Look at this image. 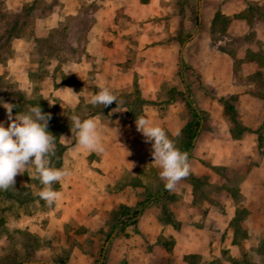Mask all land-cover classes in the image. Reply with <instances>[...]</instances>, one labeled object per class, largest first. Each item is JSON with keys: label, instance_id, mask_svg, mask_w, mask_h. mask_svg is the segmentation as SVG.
<instances>
[{"label": "rangeland", "instance_id": "1", "mask_svg": "<svg viewBox=\"0 0 264 264\" xmlns=\"http://www.w3.org/2000/svg\"><path fill=\"white\" fill-rule=\"evenodd\" d=\"M71 1L77 0H0V100L11 103L10 92H22L30 98L37 87L42 96L40 104L51 114V120L66 128L62 132L61 127L48 123V130L58 134L65 151L77 146L64 151L61 167L71 175L57 183L61 195L53 205L42 206L33 199L39 187L30 178L31 169L15 177L14 188L6 190L8 193L0 190V264H60L61 260L65 264H232L228 261L230 251L237 261L258 264L256 250L264 242V130L262 147L252 132L234 137L221 100L234 106L237 121L244 127L260 128L264 105L253 93L264 92V70L251 67L253 74L262 72L259 81L247 74L251 68L244 64L250 58L248 52L264 55V25L257 14L250 23L235 15L249 6L263 7L264 0H199L200 10L198 0H170L162 18L171 22L168 26L172 27L178 48L182 46L185 67L179 66L177 54L172 62L152 64L154 72L161 68L166 74L159 84L162 90L149 97L143 96L144 84L139 82V75H133L129 104L134 106L132 102L137 98L143 100L134 108L142 110L143 116L171 137H176L187 121L181 117L185 111L181 94L185 90L179 73L189 85L194 106L203 114L202 129L189 153L190 173L173 190L166 189L159 178L160 169L152 164L151 143L145 142L134 125L136 120L130 117L131 155L122 150L109 155L110 149L102 155L84 154L78 145L69 118L76 114L84 119L103 106L93 107L85 96L70 104L52 90L64 89L57 83L60 63L83 52L79 37L91 24L87 15L93 3L83 1L76 8ZM68 8L73 12L75 8L76 13H67ZM218 12L230 21L225 37L214 32L212 38L210 23ZM198 14L200 22L196 25ZM193 41L197 48L190 53ZM217 45H222L224 51ZM208 46L218 55L209 54ZM56 58L60 63L55 73L49 74ZM133 64L129 60L130 68ZM231 86H240L246 95L260 102V110L254 107L256 121L251 127L243 124L244 107L250 104L248 97L238 101L244 93ZM90 87L92 90L93 85ZM126 94L119 93L117 98ZM0 122L8 126L2 106ZM179 123V132L171 134L169 128H177ZM148 196L154 197L140 208ZM120 206L131 212L140 210L136 222L122 219ZM243 209L246 214L237 227L247 238H242V232L237 234L238 244L234 245L232 230L236 226L231 228L229 222L236 210ZM208 247V252L202 253Z\"/></svg>", "mask_w": 264, "mask_h": 264}, {"label": "crops", "instance_id": "2", "mask_svg": "<svg viewBox=\"0 0 264 264\" xmlns=\"http://www.w3.org/2000/svg\"><path fill=\"white\" fill-rule=\"evenodd\" d=\"M83 1L93 3V9L87 15L91 18V24L83 30V34L78 41L82 44L83 52L75 55L76 58L71 59L67 63H60L59 59L56 58L55 63L52 64L51 69L48 71L49 74L55 73L54 71L60 63L59 70L61 72L58 73V86L64 89L70 88L77 94L73 95L68 90L61 91L58 88L52 90L70 104L78 103L81 96H85V99L89 98L91 94L98 91V85L100 84L108 86L116 95L123 92L129 95L133 75L137 73L139 82L144 84L143 96H153L161 91L159 84H161L166 72L161 68L156 69V72H154L151 65L156 62L160 64L172 62L176 54L178 55V61L181 57L182 47L178 48L177 39L172 38L174 33L172 27L168 26L171 22L167 23L166 19L162 18L166 15L167 9H169L166 7L169 6L170 0H144V2L141 0H77L71 1V4L77 8L81 6ZM73 9L75 12H73L72 8H68L67 13L71 15L76 13V9ZM82 12L83 10L79 13L81 14ZM196 48L197 44L193 41L189 48L190 53L194 52ZM208 50L209 54L215 56L219 53L211 52L209 46ZM129 60H133L134 63L131 68L129 67ZM245 65L249 69L258 67L254 62L247 60ZM250 71L247 73L248 75L254 73L252 68ZM61 73L72 77V82L64 84L61 79ZM90 80H92V83ZM76 84L77 86H75ZM91 84L93 85L92 90ZM43 85H46L45 81ZM239 87L231 86V88L237 89V92L241 91L244 93V96H241L242 94L238 96V101L245 99L246 96L248 97L247 103L255 104V106L249 104V106L246 105L244 107L246 115L244 116L243 124L251 127L256 121L254 119L256 115L254 107L259 106L260 110V102H255L252 97L246 95ZM240 102L237 103L236 108H238ZM120 107L122 111L113 112V109L117 108V105H115L107 111L95 113L88 116V118L96 119L105 147L111 150L109 155H114V152L122 150L126 151V155L129 156V116L126 115V106L121 103ZM251 119H253V122ZM170 124L175 125L176 123L172 122ZM180 125L179 123L178 127L174 129L169 128V132L176 135L180 130ZM75 147H77L76 144L72 149H75ZM68 149L65 153L68 152ZM146 150L148 151L149 148ZM87 153L89 152L85 151L84 154ZM146 154L148 155L147 152ZM208 250L209 247L206 250L203 249L202 253L206 254ZM230 254L233 257L232 251H230Z\"/></svg>", "mask_w": 264, "mask_h": 264}, {"label": "clouds", "instance_id": "3", "mask_svg": "<svg viewBox=\"0 0 264 264\" xmlns=\"http://www.w3.org/2000/svg\"><path fill=\"white\" fill-rule=\"evenodd\" d=\"M65 89L73 95L77 94L70 88ZM117 101V95L113 90L100 84L98 91L91 94L86 102L93 107H107L115 102L117 108L113 109V112L122 111ZM0 106L6 110L8 119L7 127L0 122V190L14 188L15 177L31 169L30 178L38 180L41 186L35 195L48 206L53 205L61 195L53 187L54 184L63 181L65 177L71 175V172L66 168H57L53 164L57 137L48 130L51 114L43 112L38 103L34 106L30 105L27 111L17 112L15 115L13 109L17 105L0 100ZM69 119L70 130L82 149L97 155L106 152L96 119H81L76 114ZM136 129L143 135L146 143H151V154L154 159L152 164L160 169L159 178L164 182L165 188L173 190L190 173L188 153L177 148L164 128L155 125L143 115L136 117ZM128 153L131 155L130 152Z\"/></svg>", "mask_w": 264, "mask_h": 264}, {"label": "trees", "instance_id": "4", "mask_svg": "<svg viewBox=\"0 0 264 264\" xmlns=\"http://www.w3.org/2000/svg\"><path fill=\"white\" fill-rule=\"evenodd\" d=\"M141 1L144 2V0H141ZM255 14H257V17L263 21V25H264V6L263 7L256 6L255 8L252 6H249L243 12H240L239 14L235 15V17L237 19L245 20V21H247V23H250ZM229 21H230V19L227 16H224V15L220 14L219 12L216 13L214 15V17L211 21V25H210V31H211L212 38H213L214 32L218 33V35H220L221 37H225L226 36V30H227V27L229 25ZM195 23H196V25H198V23H199L198 16H196V18H195ZM14 37H16V36H14ZM179 42H180V44H182L181 43L182 41H179ZM217 46L221 51H224V48L222 47V45H217ZM247 55L250 56V58L246 59V60L256 62L257 65L259 66V68L261 70H264V55L262 53L248 52ZM178 61H179V66L181 68L185 67V64H184L182 57H180L178 59ZM262 76H263L262 72H257V73L252 75L253 78L258 79L259 81H260V78ZM179 77L181 79L182 86L185 90V93L183 95L181 94V92H179V94H181V96H182V101H183L184 109H185V111H184L183 115H181V117L185 118L187 121L176 137H171L169 134L168 135H169V138L174 140L177 148H179L182 152L188 153V159H189L190 150L193 148V141L198 136L199 131L202 129L201 123H202V120H204V117H203L201 110L198 107L194 106V102H193L192 98L190 97L189 85L186 83L182 73H179ZM61 79H62V82L64 84H68V83L72 82V77H68L62 73H61ZM69 79H70V81H69ZM55 87H56V84H55ZM33 90H34V95L30 98H27V96L22 92H10L9 93L10 98H11V103L17 105V107L13 109V115H15L17 112L27 111V109L30 105L34 106L37 103L40 105L43 112L47 113V110L44 108V106L42 104H40V100L42 99L41 98L42 96L40 94H38L39 89L37 87H35ZM253 95L255 97H257L259 100H261L263 105H264V92H261V91L258 92L257 91V93H255V94L253 93ZM128 97H129V95H126L121 100L118 98L117 102H118V104L122 103L123 105L126 106V115L129 116L131 120L135 121L136 117L141 116L143 113H142V110H137L136 108H134V106L138 105V103L143 104L144 101L137 98L136 100H134V102H132V104H134V106L133 105L131 106V104H129V98ZM221 102H223V113L227 117L228 122L231 124V127H230L231 134L237 138V137H240L244 132H252V133L257 135V145L259 147H262L263 134L261 133V130L262 129L264 130V114H263L261 126L259 129H257V130L248 129L237 121L234 106L230 102H228L227 100L222 99ZM115 105H117V104L115 102H113L111 105H109L107 107H103V109H101L99 111L98 110H92L90 112V114L87 115L86 118H88V116L94 115L95 113L107 111L112 106H115ZM86 118H84V119H86ZM49 123H50L51 127H56V128L61 127L62 132L66 130V128H64L58 122L50 120ZM54 136L57 137V141H56V156L53 158V164L57 168H60L62 165V156H63V153L65 151V146H63L62 144H60L58 142V134H54ZM194 181H196V180H194ZM34 182H35L37 187H39V188L41 187L38 180L34 179ZM193 184H194V182H193ZM192 186H193V188H195L194 185H192ZM53 187L57 190L58 184L57 183L54 184ZM6 192L8 193V191H6ZM166 193H167V191L164 192V195ZM8 195L13 197L12 194H10V193ZM153 197L154 196H148V198H146L143 202L140 203V208L145 207L147 205V203L151 199H153ZM33 199L39 200V202L42 206L47 205L43 200H41L37 196H34ZM139 213H140V210H134L133 212H131L128 208H126L124 206H120L118 209V214L122 219H126V221H132L133 223L136 222L135 219ZM245 214H246L245 209H243L241 211L236 210L232 220L229 222V225L231 228L236 226V228H233V230H232L233 239H234L233 244L234 245L238 244L236 241V238H235L237 234L239 235L242 232L243 233L242 238L243 239L247 238V234L245 232H243L239 227H237L239 224V221L241 220V218H243V216ZM256 253L260 256V260H259L258 264H264V242L263 241L258 246ZM188 257L190 258V256H186L185 259H188ZM228 261L231 262L232 264H245L243 262L235 260L232 257H229ZM39 263L40 262H22L20 264H39ZM60 264H65V263H64V261L61 260Z\"/></svg>", "mask_w": 264, "mask_h": 264}, {"label": "water", "instance_id": "5", "mask_svg": "<svg viewBox=\"0 0 264 264\" xmlns=\"http://www.w3.org/2000/svg\"><path fill=\"white\" fill-rule=\"evenodd\" d=\"M200 9V1L198 0V10ZM198 21L200 22V16H198ZM115 235V233L113 232L112 234H111V236L109 237V240L113 237ZM108 240L106 241V243H105V245H104V247H103V251H102V255H104V253H105V249H106V247H107V244H108Z\"/></svg>", "mask_w": 264, "mask_h": 264}]
</instances>
